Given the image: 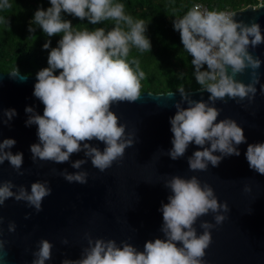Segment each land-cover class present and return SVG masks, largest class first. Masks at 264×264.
I'll list each match as a JSON object with an SVG mask.
<instances>
[{
	"label": "clouds",
	"instance_id": "1",
	"mask_svg": "<svg viewBox=\"0 0 264 264\" xmlns=\"http://www.w3.org/2000/svg\"><path fill=\"white\" fill-rule=\"evenodd\" d=\"M49 3L46 9L37 7L29 31H35L33 25H37L48 37L62 35L55 47H51L50 39L42 46L50 49L48 66L36 72L33 96L43 103V114L32 105L24 109L28 114L25 125L37 126V141L29 146V151L34 162L54 163L69 161L73 153L82 151V158L71 161V167L78 171L64 168L58 174L68 182L84 184L89 173L81 166L89 159L93 167L104 171L123 157L126 147L135 143V133L126 132V124L119 122L111 105L125 100L133 102L141 95L145 72L139 60L129 59V54L132 48L141 52L150 50L152 44L146 34L148 24L126 13L121 0H49ZM10 6V0H0V10ZM66 14L81 20L86 17L91 25L111 21L112 26L77 28L65 18ZM235 16L233 11L210 10L194 2L172 21L183 49L191 56L196 82L209 93L207 100H197L183 86L179 87L176 112L169 117L173 135L166 154L175 160L185 155L190 144L199 146L187 156L192 171L218 166L226 156H239V145L247 141L244 128L236 119H218L221 109L215 102L226 97L237 103L245 98L251 102L258 84L264 94L258 72L264 61L249 50L264 43V34L255 19L246 23ZM4 23L8 20L0 16V24ZM246 68L251 69L247 83L236 78ZM10 74L16 77L19 71L13 69ZM16 115L14 107L5 108L2 122L9 124ZM93 140L103 142V149ZM15 144L11 137L0 140V164L7 160L18 175H23L24 154L12 151ZM244 155L250 169L264 174V141L248 143ZM164 186L169 194L167 202L162 201L158 209L162 213V236L146 240L141 250L127 240L117 243L115 239L94 238L85 233L87 246L80 257L64 258L61 264H205L202 257L211 243V230L227 218L228 202H221L214 188L202 183L196 175H172ZM245 191H250V186L245 185ZM51 192L46 179L33 181L30 190L6 179L0 181V205L15 198L39 212L43 198ZM209 212L215 223L201 221L203 231L198 232L194 226L197 218ZM3 220L0 216V223ZM15 228V221H9L8 231ZM2 232L0 229V252H4L7 243ZM62 242L67 244V238ZM36 243L30 264H48L53 242L41 238Z\"/></svg>",
	"mask_w": 264,
	"mask_h": 264
},
{
	"label": "water",
	"instance_id": "2",
	"mask_svg": "<svg viewBox=\"0 0 264 264\" xmlns=\"http://www.w3.org/2000/svg\"><path fill=\"white\" fill-rule=\"evenodd\" d=\"M235 13V19L246 23L255 19L264 34V4L257 8L249 5ZM249 50L264 61V43ZM11 71L0 70V140L8 137L16 140L12 151L23 152L24 172L18 175L5 160L0 164V181L11 179L30 190L33 181L46 179L52 192L43 198L39 212L15 198L0 205V216L4 217L0 229L7 242L4 252H0V264H30L36 242L41 238L53 242L48 264L79 258L87 246L85 233L94 238L115 239L117 243L127 240L142 250L146 240L163 235L162 213L158 209L162 201L167 202L169 194L165 180L176 174L198 176L202 183L214 188L221 202L229 204L227 218L211 230L212 240L202 257L205 264H264V174L250 169L244 155L248 143L264 141V94L260 93L259 84L251 102L245 98L237 103L227 97L226 102L219 99L215 102L221 109L218 119H236L243 126L247 141L239 145V156H226L218 166L209 165L206 170L192 171L188 167L187 156L197 145L190 144L179 159L173 160L166 154L173 135L169 117L176 112L174 104L180 99L179 92L142 91L133 102H113L111 108L119 122L126 124V132L135 133V143L126 147L123 157L104 171L93 167L89 159L81 166L89 173L87 183L81 184L68 182L58 172L64 168L78 171L71 167V161L82 158V151L73 153L64 163L31 159L29 146L37 141V126L25 125L28 114L24 109L32 105L43 114L44 105L33 96L36 74L19 72L13 77ZM250 72L246 68L236 78L247 83ZM258 72L264 83V62ZM186 92L197 100H207L209 95L200 88ZM11 107L17 110V115L4 124L3 110ZM91 142L104 147L103 142ZM245 185L250 186V191H245ZM26 213L30 215L26 217ZM203 220L215 223L211 212L198 217L194 225L198 232L203 231L200 228ZM9 221H15L14 231H8ZM64 238L67 244L62 242Z\"/></svg>",
	"mask_w": 264,
	"mask_h": 264
},
{
	"label": "trees",
	"instance_id": "3",
	"mask_svg": "<svg viewBox=\"0 0 264 264\" xmlns=\"http://www.w3.org/2000/svg\"><path fill=\"white\" fill-rule=\"evenodd\" d=\"M259 1L121 0L126 13L134 19H144L148 24L146 34L151 40V49L141 52L132 48L129 54V59L135 57L139 60L140 67L145 72L140 91L165 93L177 91L181 86L185 91L201 88L193 75L191 56L183 49L179 31L174 30L172 24L173 19L182 16L194 2L207 4L210 9L231 7L238 10L258 4ZM10 5L9 8L0 10V16L8 20V23L0 24V70L8 72L17 69L23 74H36L38 70L48 66L50 49H44L43 44L50 39L51 47H55L62 34L48 37L37 25H33L35 31H29L35 10L37 7H49V0H10ZM65 18L70 19L77 28L112 26L111 21L91 25L86 17L81 20L71 14H66Z\"/></svg>",
	"mask_w": 264,
	"mask_h": 264
},
{
	"label": "built area",
	"instance_id": "4",
	"mask_svg": "<svg viewBox=\"0 0 264 264\" xmlns=\"http://www.w3.org/2000/svg\"><path fill=\"white\" fill-rule=\"evenodd\" d=\"M199 3H201V2H199ZM201 4L204 5V6H206L207 8L210 9V7H209L207 4H204V3H201ZM261 4H264V1H263V0H260L258 4H253V5H251V6H253V8H257V7H258L259 5H261ZM210 10H211V9H210ZM221 10H225V11H233V12L236 11L235 9H233V8H231V7H227V8L221 9Z\"/></svg>",
	"mask_w": 264,
	"mask_h": 264
}]
</instances>
